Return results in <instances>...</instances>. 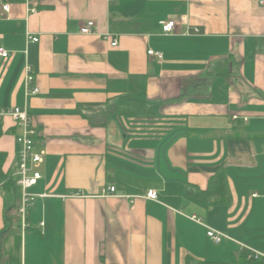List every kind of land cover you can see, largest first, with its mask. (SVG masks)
<instances>
[{"label": "crops", "instance_id": "crops-1", "mask_svg": "<svg viewBox=\"0 0 264 264\" xmlns=\"http://www.w3.org/2000/svg\"><path fill=\"white\" fill-rule=\"evenodd\" d=\"M0 46L9 53L0 110L27 108L34 149L45 150L30 191L49 195L29 207L22 232L19 198L0 178V264H236L244 251L264 254L259 0H0ZM18 134L0 115L1 171L13 179ZM220 171L224 190L206 194ZM207 228L225 236L214 242Z\"/></svg>", "mask_w": 264, "mask_h": 264}, {"label": "built area", "instance_id": "built-area-1", "mask_svg": "<svg viewBox=\"0 0 264 264\" xmlns=\"http://www.w3.org/2000/svg\"><path fill=\"white\" fill-rule=\"evenodd\" d=\"M261 4H264V0H259ZM3 10H8V4L2 6ZM161 28L163 33L173 32L175 28V22L171 21H161ZM94 26L93 21H88L81 28V32L84 34L92 32V27ZM189 28H187L188 30ZM31 40L37 41L36 37H31ZM116 42L113 41L112 45H115ZM147 54L150 57H154L158 63L163 59V54L160 51H155L153 49H148ZM9 56L8 51L0 46V58H7ZM33 74L31 67L29 65L25 66V86L27 93H36L38 89L35 86H32ZM9 114L15 120L16 125L19 127V134L16 137L17 144V156L18 163L15 175V184L19 188V205L18 213L20 216V226L22 232L28 227L27 214L29 207L33 204L36 198L49 196L45 193H33L30 191V188L33 187L37 181L41 178V173L38 170L39 165L42 163L45 150H35V136L36 129L32 125L31 116L25 106H14L8 109H1L0 115ZM109 193L115 191L114 186L107 187ZM104 195H108L104 192ZM146 198L156 200L157 193L154 190H149L145 194ZM191 218L199 223L200 220L195 215H192ZM206 234L214 242H220L221 239L225 236L223 233L214 230L213 228H207ZM248 258L260 259L264 257V254L249 251Z\"/></svg>", "mask_w": 264, "mask_h": 264}, {"label": "trees", "instance_id": "trees-1", "mask_svg": "<svg viewBox=\"0 0 264 264\" xmlns=\"http://www.w3.org/2000/svg\"><path fill=\"white\" fill-rule=\"evenodd\" d=\"M4 156H5L4 153H0V178L3 180V185H5L6 188L11 189L13 193L16 195V197L19 198V188L16 186L15 180L10 176L4 175L1 171V164L2 161L4 160ZM224 188H225V174L224 171H220L210 178L207 189L204 192L206 194L207 193L217 194L219 192H222ZM222 202H224L223 199H219V203ZM15 211H17V208L15 209ZM14 228L17 230H20L21 228L20 218L18 219V217H15ZM19 238L20 236L18 235L16 239H18L19 241ZM236 264H262V262L259 259L248 258L247 252L244 251L241 253L239 261Z\"/></svg>", "mask_w": 264, "mask_h": 264}]
</instances>
